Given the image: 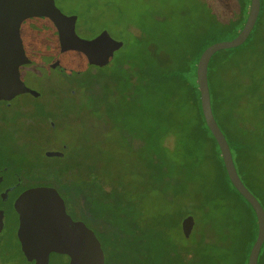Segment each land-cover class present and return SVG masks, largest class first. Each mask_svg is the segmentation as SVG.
Instances as JSON below:
<instances>
[{"label":"rangeland","instance_id":"374dc122","mask_svg":"<svg viewBox=\"0 0 264 264\" xmlns=\"http://www.w3.org/2000/svg\"><path fill=\"white\" fill-rule=\"evenodd\" d=\"M54 1L62 13L78 15L75 31L80 41L70 46L67 56L72 68L82 62L86 41L102 30L123 45L112 57L108 51L96 48L91 56L94 63L111 57L108 65L113 69L120 63L137 66L149 58L164 62V55L173 57L170 45L183 40L189 31L200 30L205 18L225 8L224 0ZM202 4L206 6L205 11ZM209 4L213 5L212 9ZM1 42L8 55L4 63L0 61V72L5 73L17 62L24 48L23 38L13 28L0 26ZM246 51V46L239 45L232 53L244 57L249 55ZM222 56L223 53L218 57ZM91 67V73H100L99 66L92 64ZM246 68L250 69L251 65ZM255 72V92L234 101L236 105L225 100L221 111L231 109L239 113L234 118L241 121L247 140L255 145L243 172L240 162L237 167L244 183L264 207V60L256 65ZM19 75L25 87L41 96L35 99L23 92L12 100L13 110L25 107L26 113L18 116L32 121L28 136L20 134L13 124L12 118L17 112L0 103V172L4 167H13L23 175L27 171L37 173L30 182L47 177L61 181L59 189L66 202L62 208L65 211L67 206L71 217L88 227L98 242L104 264H209L207 259H201L203 243L217 238L215 232L223 236V230L231 226L239 242L237 254H241L247 233L239 228L238 219L234 221L235 206H227L225 199L221 200L223 206H213L211 200L216 189L211 187L212 177L207 166L202 164L198 168L197 179H190L187 168H180L173 174L168 173L161 183L154 177V167H148L139 158L147 144L146 132L140 126L153 128L155 118L148 117L143 109L146 105L139 106V101L135 108L132 104L131 111L134 95L128 98L121 94V100L115 94L96 92L99 100L93 107L84 89V72L67 75L48 66L25 63L20 65ZM221 78L228 84L232 77L223 71ZM246 84L242 81L243 86ZM45 117L54 123L53 127L43 125ZM122 140L130 145L123 144ZM166 143L171 144L170 138ZM64 145L68 150L63 159L44 154L46 150H60ZM230 145L235 155L234 142L230 141ZM177 187L183 194L174 193ZM231 192V198L238 200ZM184 199L195 201L198 206H185ZM28 202L31 208L36 205L34 200ZM20 210L23 233L17 236L21 242L31 237L36 221ZM186 215L194 219L189 238L181 231V220ZM11 216H8L9 222L13 221ZM3 222L0 215V223ZM10 240L13 242L12 237ZM13 257L17 264L24 263L20 255Z\"/></svg>","mask_w":264,"mask_h":264},{"label":"trees","instance_id":"16d2710c","mask_svg":"<svg viewBox=\"0 0 264 264\" xmlns=\"http://www.w3.org/2000/svg\"><path fill=\"white\" fill-rule=\"evenodd\" d=\"M207 2H213V0H207ZM224 2V10L217 9L216 14L205 18L200 30L189 31L184 35L183 40H177L170 45L172 58L164 55L166 61L160 63L149 58L137 66L120 63L117 68L113 69L109 64L98 68L99 74L91 73L90 66L84 72L86 75L84 89L86 94L90 95V104L93 107L96 106L98 99L95 93L102 91L104 95L107 92L112 96L115 94L121 100H123L121 94L128 98L134 95L131 111L138 101L141 102L139 106L146 105L143 108L145 113L155 120L153 119V128L140 126L146 132L147 144L141 150L142 155H139V158L144 160L148 167H154L156 171L154 177L159 178L161 183L168 173L173 174L177 169L187 168L186 173L189 178L197 179L199 177L198 168L202 164L208 167L212 177L211 187L216 189L211 200L213 206H223L221 200L224 199L227 206H235L237 213L234 221L238 219L239 228L247 233V237L241 244V254L239 253L238 256L239 242H236L234 237V227L224 229L223 236L220 232H215L217 238L208 241L209 243H203L201 259L202 261L207 259L209 264H215L211 257L214 258L216 264L218 261L223 264H229V262L247 264L248 254L257 234L255 213L227 177L219 148L201 112L196 82V63L201 52L214 42L234 38L246 20L250 0H224ZM202 5V9L206 10L205 4ZM209 6L212 9L213 5L209 4ZM246 40L247 43L240 46H246V52L249 55L241 57L237 53H232L237 47L219 50L211 56L207 67L213 116L229 144L230 151V141L234 142L235 155L232 151L231 154L236 171L243 183L237 163L240 162L241 172H243L249 154L255 145L247 140L246 134L242 131L241 121L234 118L239 113L231 109L228 111H221V109L225 100L231 101V105L232 103L236 105L234 101L238 102L249 92L251 94L255 92V67L264 60V0H260L259 14ZM221 53L223 56L219 58ZM247 65H251V68H246ZM223 71L230 73L232 77L228 84L224 83L221 78ZM242 81H246L247 84L243 86ZM140 98L144 100L141 101ZM129 115L132 116V112H129ZM168 138L171 144L166 143ZM123 144L130 145L129 142L126 143V140ZM60 150L65 155L68 150L67 145ZM63 158L64 156L60 157V159ZM52 181L54 189L60 191L61 181L56 182L53 177ZM166 186L167 184L164 188ZM245 186L247 187L246 184ZM177 188H174V193L183 194L180 188ZM231 191L237 195L238 200L231 198L233 196ZM252 194L254 195L253 192ZM183 204L198 206L195 201L188 199H184ZM235 234L238 235V233ZM231 235L233 236L230 237ZM263 247L264 241L259 251L257 264L264 263Z\"/></svg>","mask_w":264,"mask_h":264},{"label":"water","instance_id":"95a60500","mask_svg":"<svg viewBox=\"0 0 264 264\" xmlns=\"http://www.w3.org/2000/svg\"><path fill=\"white\" fill-rule=\"evenodd\" d=\"M259 9L260 0H250L246 20L238 34L230 40L217 41L207 46L199 55L196 63V82L204 121L219 148L230 183L255 213L257 234L250 248L247 264H257L259 251L264 241V209L240 179L229 144L213 116L207 67L215 52L235 48L246 40L256 22ZM76 17V15L62 13L54 0H0V26L13 28L23 38L24 47L17 62L7 72H0V98L21 92H29L34 96L39 95L38 92L25 87L21 82L18 70L21 64L44 65L67 75L85 72L92 64L99 67L109 64L113 52L121 48L123 43L111 38L106 30H102L86 41L80 65L76 68L68 65V50L70 46L80 41L75 31ZM3 46L4 42H1L0 61L2 63L8 56L7 51L2 49ZM98 47L110 53L111 57L107 61L94 63L91 56ZM9 83H13L15 87L6 89L5 86ZM44 154L49 157H61L63 152L46 150ZM36 194L27 196L22 201L27 203H29L28 200L36 201V205L32 207L36 226L32 227L31 237L21 241L23 250L31 254L36 264H87L85 254H66L59 249V245L70 236L71 227L68 223L70 219L64 213L63 201L57 191L54 188H46ZM81 226L83 230L86 229L82 223ZM193 226L194 219L191 215L182 218L181 231L185 238H189ZM100 261L103 264L102 253H100Z\"/></svg>","mask_w":264,"mask_h":264},{"label":"flooded vegetation","instance_id":"af4514ba","mask_svg":"<svg viewBox=\"0 0 264 264\" xmlns=\"http://www.w3.org/2000/svg\"><path fill=\"white\" fill-rule=\"evenodd\" d=\"M71 15L78 16L75 13H72ZM77 18L78 17H76L75 19L76 21ZM14 87L15 86L13 85V83H9L5 86L6 89H12ZM21 93H11L10 96L7 95L6 97H1L0 103H3L6 109L13 110V108L15 107H12V100H14V98H16ZM24 93L29 94L35 99L41 96L40 93L38 96H34L29 92ZM24 108L25 107L23 106H18L16 107V110H13L17 112V116L13 117L12 121L13 124L16 125L17 129H19L20 134L28 136L29 133L32 132V129L30 127L32 121H27L25 118L18 116L20 113L21 115L23 113H26L24 112ZM42 123L43 125L47 124L50 127H53L54 125V123L46 117L43 118ZM63 148H65V145L63 146ZM63 156L64 152L61 157ZM35 174L37 173L27 171L23 175V172L21 170L13 167H4V169L0 172V215H3L4 218L3 224L0 223V264H17L13 257L14 254L20 255L22 260H24L23 264H36L35 261L32 259L31 254L26 253L23 250L21 246L22 244L17 236H22L20 233L22 232L21 227L23 223L22 220H20L22 219V213L20 208L24 210L26 215L28 214L29 216L33 217L32 208H30L29 203L26 202L27 205H25V202L22 201L25 200L27 196L29 197L37 195L36 192L43 191L46 188H55V186L51 183V180H49L48 177L46 179H41L42 181H28L29 179L33 178ZM45 175L47 176V174ZM56 191L61 200L63 201V204L65 205L66 202L64 197L62 196L59 190ZM21 202L24 208L20 207ZM19 204L20 206H18ZM64 213L65 215L69 216L68 218L70 219V221L68 220V223L71 227V230L69 229V233H71L70 236L65 241H63L61 245H59V249L61 250V252L66 254L82 253L85 254L87 264H102L100 261L101 252L98 246V242L96 241L95 237L92 235L88 227L86 226V229L83 230L81 226V223L83 224V222L72 218L70 213H68L67 206H65ZM9 215H12V222H9L8 220ZM79 223L80 225H78ZM1 225H3V227ZM8 232L11 233L10 237H8ZM11 237L13 239V242L10 240Z\"/></svg>","mask_w":264,"mask_h":264}]
</instances>
